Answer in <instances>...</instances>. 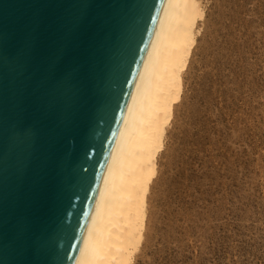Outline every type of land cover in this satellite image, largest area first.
<instances>
[{
	"label": "water",
	"instance_id": "95a60500",
	"mask_svg": "<svg viewBox=\"0 0 264 264\" xmlns=\"http://www.w3.org/2000/svg\"><path fill=\"white\" fill-rule=\"evenodd\" d=\"M168 0H0V264H75Z\"/></svg>",
	"mask_w": 264,
	"mask_h": 264
},
{
	"label": "rangeland",
	"instance_id": "374dc122",
	"mask_svg": "<svg viewBox=\"0 0 264 264\" xmlns=\"http://www.w3.org/2000/svg\"><path fill=\"white\" fill-rule=\"evenodd\" d=\"M135 264H264V0H200Z\"/></svg>",
	"mask_w": 264,
	"mask_h": 264
},
{
	"label": "bare ground",
	"instance_id": "6f19581e",
	"mask_svg": "<svg viewBox=\"0 0 264 264\" xmlns=\"http://www.w3.org/2000/svg\"><path fill=\"white\" fill-rule=\"evenodd\" d=\"M203 17L200 0H168L75 264H135L158 155Z\"/></svg>",
	"mask_w": 264,
	"mask_h": 264
}]
</instances>
